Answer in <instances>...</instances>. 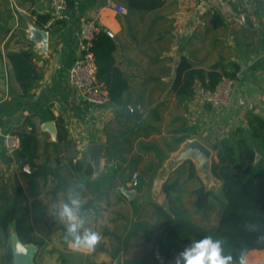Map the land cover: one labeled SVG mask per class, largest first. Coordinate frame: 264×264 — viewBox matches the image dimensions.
I'll return each instance as SVG.
<instances>
[{
    "label": "crops",
    "instance_id": "0c3cea01",
    "mask_svg": "<svg viewBox=\"0 0 264 264\" xmlns=\"http://www.w3.org/2000/svg\"><path fill=\"white\" fill-rule=\"evenodd\" d=\"M112 2L127 12L119 13ZM53 8V0H0V98L23 94L10 53L31 51L39 74L30 96L20 98L22 107L6 115L0 127V186L5 182L14 197L20 183L24 204H37L29 222L44 245L28 243L35 245V264H55L41 263L39 255L58 264H114L119 257L121 264H174L184 248L172 251L165 241L156 204L166 206L162 185L179 177L187 161L165 181L160 177L186 141L197 138L212 148L231 130L247 126L251 114L264 119V0H163L147 9H128L127 0H76L56 18ZM46 15L53 18L46 22ZM84 17L96 19L114 42L115 66L127 81L123 97L135 115H128L126 106L90 103L71 83ZM39 31L48 32L46 42L40 43ZM183 57L205 70L219 62L231 72L238 67L222 111L198 96L200 84L193 98L177 99L174 81ZM46 123H54L53 131L44 128ZM15 126L34 128L39 140L37 156L27 159L30 170H22L24 160L4 145L3 133ZM94 143L104 145L98 170L87 153ZM77 162L91 164L93 174L75 167ZM1 168L9 169V177ZM34 177L37 196L29 188ZM72 198L81 201V232L101 236L92 252L74 251L65 242L66 224L57 213ZM8 236L10 246L14 238L20 240L14 226ZM250 252L255 256L250 264L264 263V248Z\"/></svg>",
    "mask_w": 264,
    "mask_h": 264
},
{
    "label": "trees",
    "instance_id": "16d2710c",
    "mask_svg": "<svg viewBox=\"0 0 264 264\" xmlns=\"http://www.w3.org/2000/svg\"><path fill=\"white\" fill-rule=\"evenodd\" d=\"M65 1L67 7H73L76 0ZM162 3L163 0H127L128 9L155 8L161 6ZM43 17L46 22L53 18L49 15ZM114 48V42L100 27L94 42L98 65L97 76L106 85L111 103L124 109L126 102L123 91L127 87V81L115 66ZM9 58L23 94L16 95L12 100L0 98V127L4 126L6 115L12 114L22 107L20 98L24 99L30 96V92L39 78V74L32 64L31 51L10 53ZM235 69L237 70L238 67L235 66ZM236 70L232 72L226 70L221 62L216 63L208 70L195 68L188 58L183 57L174 81L176 97L180 102L193 98L197 84L206 90L213 91L223 76L234 79ZM9 132L20 138V147L16 151L19 158L29 159L32 162L37 156L39 148V140L34 128L28 130L24 126H15ZM185 138L186 136H183L179 141L181 142ZM213 149L216 154L213 157L212 171L221 181V196L205 187L202 179L197 175L192 161L188 160L187 165L182 166L179 171L183 172L188 167L190 169L189 176L202 183L192 190L191 194L194 196L195 211L202 216L203 221L206 222L210 219L209 212L214 207L215 200L218 201L220 209L217 224L208 226L197 222L193 213L184 203V184L179 177H170L162 185L166 206L156 204L158 216L163 221L165 241L174 251L179 249L178 247L185 248L194 240L211 235L214 239H222L225 253L234 257L244 247H247L249 252L264 248V246L255 244V237L264 234V119L257 114H251L247 126L237 127L231 130L227 136L217 139L213 144ZM74 166L85 169V173L88 175L93 174L91 164L77 162ZM29 188L31 189L30 194L38 195L36 177L30 179ZM26 198L20 183H18L14 197L8 195L5 182L0 186V232H2L5 242L4 264L14 263L13 250L8 240L11 226L16 228L23 243H34L40 247L44 245L43 240L32 234L34 225L29 222V216L34 212L33 209H36L37 204L36 202H32L30 205L24 204ZM245 224L255 225L258 231H246ZM249 258L250 262L255 261L254 252L249 253ZM88 264L106 263L90 261Z\"/></svg>",
    "mask_w": 264,
    "mask_h": 264
},
{
    "label": "built area",
    "instance_id": "2783aa9c",
    "mask_svg": "<svg viewBox=\"0 0 264 264\" xmlns=\"http://www.w3.org/2000/svg\"><path fill=\"white\" fill-rule=\"evenodd\" d=\"M53 16L60 17L67 8L65 0H53ZM113 7L119 13H126L127 9L112 2ZM100 25L96 19L84 17L80 22V31L77 39L78 53L69 71V79L78 89L79 95L86 101L98 105H109L111 98L106 85L98 79V65L94 52V42ZM112 35L111 32H109ZM235 80L223 76L213 91L199 88V93L206 103L210 104L213 110L220 112L228 106ZM4 142L9 151H17L20 147V138L6 132ZM131 185L136 191L139 186L138 172L132 174Z\"/></svg>",
    "mask_w": 264,
    "mask_h": 264
},
{
    "label": "clouds",
    "instance_id": "9594fccd",
    "mask_svg": "<svg viewBox=\"0 0 264 264\" xmlns=\"http://www.w3.org/2000/svg\"><path fill=\"white\" fill-rule=\"evenodd\" d=\"M81 201L72 198L68 203L61 204L57 213L59 219L66 224L65 242L74 251L92 252L101 240L98 232L81 229L84 226V219L80 214ZM246 231H258L255 225L245 224ZM257 246H264V234L255 237ZM23 251V249H19ZM174 264H250L249 251L247 247L241 248L238 255L234 257L225 253L224 241L214 239L211 235L202 239L194 240L179 252L174 258Z\"/></svg>",
    "mask_w": 264,
    "mask_h": 264
},
{
    "label": "water",
    "instance_id": "95a60500",
    "mask_svg": "<svg viewBox=\"0 0 264 264\" xmlns=\"http://www.w3.org/2000/svg\"><path fill=\"white\" fill-rule=\"evenodd\" d=\"M39 38H42L40 43L46 42L48 37V32L39 31ZM37 34V35H38ZM126 113L128 115H135V112L130 106H126ZM45 129L53 131L54 123H46ZM104 145L101 143L90 144L87 147V153L89 160L93 164L95 170H98L102 163V153ZM214 157V151L207 144L202 142L200 139L194 138L183 143V146L175 153V155L169 160L168 165L164 171V174L160 177V180H166L168 176L184 162L190 160L192 161L204 178L206 183H215L219 180L213 174L212 162ZM22 170H30L31 166L29 161L26 159L21 165ZM220 182V181H219ZM130 193L129 191L127 192ZM131 195V194H130ZM13 250L14 263L13 264H35V245L24 244L19 239L14 238L11 245ZM23 249L20 251L19 249ZM114 264H121V258L119 257Z\"/></svg>",
    "mask_w": 264,
    "mask_h": 264
},
{
    "label": "rangeland",
    "instance_id": "374dc122",
    "mask_svg": "<svg viewBox=\"0 0 264 264\" xmlns=\"http://www.w3.org/2000/svg\"><path fill=\"white\" fill-rule=\"evenodd\" d=\"M198 96L203 99V97L201 96L200 93L198 94ZM5 133H3V139H4V134ZM4 145H5V142H4ZM5 147H6V145H5ZM12 153H16V152L12 151ZM214 153L216 154L215 150H214ZM215 154H214V156H215ZM1 169H2L1 170L2 174L1 175L4 176V177H9V169H7V168H5V169L1 168ZM195 171H196V173L198 175L197 168H196ZM5 172L7 174H5ZM189 174H190V169L187 167V169H185L183 172H181V173L176 175V176L179 175L180 181L184 184L183 199H184L185 205L193 213V215H194V217H195L197 222H200L201 224H205V225H208V226L217 224V220H218V216H219V209H220V205H219L218 201L215 200V205L209 212L210 213V215H209L210 219L207 220L206 222H205V220L204 221L202 220L203 218H202V216L200 214L196 213L195 208L193 206V198H194V196L191 194L192 193L191 191L194 190L195 188L199 187L202 183L199 182L196 178H191L189 176ZM10 175H11V173H10ZM202 182L204 183L206 188L212 190L218 196H221V194H222L221 183L219 181L215 182V183L213 182V183H210V184L204 182L203 180H202ZM4 249H5V242L3 241L2 234H0V264H4L3 263L4 262ZM39 260H40L41 263H42L43 260H45V262H48V263H51V261L52 262L54 261L55 264H58V262H56V260L53 257H50V256L47 257L46 255H45V258H43V256L39 255Z\"/></svg>",
    "mask_w": 264,
    "mask_h": 264
}]
</instances>
